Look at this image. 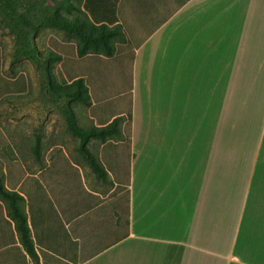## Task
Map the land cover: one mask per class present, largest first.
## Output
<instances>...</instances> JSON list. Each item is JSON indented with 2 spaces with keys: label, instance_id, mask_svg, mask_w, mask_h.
<instances>
[{
  "label": "crops",
  "instance_id": "1",
  "mask_svg": "<svg viewBox=\"0 0 264 264\" xmlns=\"http://www.w3.org/2000/svg\"><path fill=\"white\" fill-rule=\"evenodd\" d=\"M223 1H119L131 52L125 178L115 180L102 153L65 152L74 178L56 174L59 155L34 156L24 178L5 188L24 198L37 258L0 199V264H227ZM117 117L125 115L100 126ZM77 171L93 202L77 201ZM259 228L245 225L238 245L251 264L264 257Z\"/></svg>",
  "mask_w": 264,
  "mask_h": 264
},
{
  "label": "rangeland",
  "instance_id": "2",
  "mask_svg": "<svg viewBox=\"0 0 264 264\" xmlns=\"http://www.w3.org/2000/svg\"><path fill=\"white\" fill-rule=\"evenodd\" d=\"M83 4L84 0H0V13L13 5L17 21L23 17L26 22L19 25L21 40L0 16V184L4 187L6 181L11 185L24 178L34 156L47 153L59 155V176L65 171L74 178L63 154L77 152L107 155L103 163L115 173V180L125 178L129 145L117 143L125 139L104 132L90 138L84 152L73 131L77 125L103 130L100 125L121 113L126 120L131 105V52L124 41L115 36L109 39L112 58L106 57L101 42L90 45L88 55L78 57L81 38L49 22L55 16L88 30L91 19ZM222 8L227 264H251L238 245L251 221L262 225L264 240V0H224ZM78 78L88 90L81 99L73 96ZM60 183L56 187H62ZM80 184L77 171V201L93 202ZM120 203L126 219V194ZM255 264H264V257Z\"/></svg>",
  "mask_w": 264,
  "mask_h": 264
},
{
  "label": "trees",
  "instance_id": "3",
  "mask_svg": "<svg viewBox=\"0 0 264 264\" xmlns=\"http://www.w3.org/2000/svg\"><path fill=\"white\" fill-rule=\"evenodd\" d=\"M119 1L120 0H84L83 8L91 19L88 30H85V28H81V30L80 28H78L77 23L70 24L67 22H63L55 16L51 17L49 22L53 26L60 28L66 32L75 34L76 36L81 38L83 44L77 47L78 57H84L85 55H88L89 46L97 45L98 42H101L106 48V57L112 58L114 56V50L113 48L109 47V39L115 36L126 43V33L122 30V27L117 24L119 22V17L117 14ZM0 16L2 18V22L5 23L13 31V33H15L22 40L23 38L19 32V25L20 23L26 25V22L24 20L25 18L18 16L20 18H18L19 21H17L14 15L13 5L9 6L7 9L5 8L0 13ZM24 41L28 42V39H24ZM28 52H31V50L29 49ZM74 83L78 86V89L73 92V96L77 99H81V93L86 94L88 91L87 87L84 84L82 78H78ZM126 118V120H124V118L122 117L115 118L111 123L104 126L105 128H103V130H86L82 129L78 125L77 127L74 126L73 131L80 139L81 150L86 152V143L88 142V140L93 137H98L101 133L104 132L109 133L110 136L119 138V140L125 139L126 143H130L132 122L131 106L128 114L126 115ZM125 122L128 125V136H126ZM116 125H119L118 128L114 127ZM123 125L124 129L122 131ZM88 162L95 170V172L98 173L101 170L99 162L93 157H90L88 159ZM0 199L6 203L8 215L16 223V228L25 250L31 257L36 259L37 257L35 254L30 229L27 223V217L25 212L22 211L24 198L15 192L8 191L2 184H0Z\"/></svg>",
  "mask_w": 264,
  "mask_h": 264
}]
</instances>
